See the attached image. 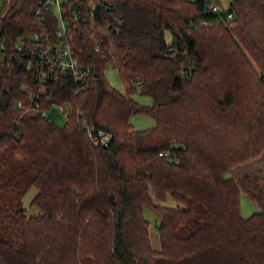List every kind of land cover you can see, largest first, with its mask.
Here are the masks:
<instances>
[{
    "label": "trees",
    "instance_id": "1",
    "mask_svg": "<svg viewBox=\"0 0 264 264\" xmlns=\"http://www.w3.org/2000/svg\"><path fill=\"white\" fill-rule=\"evenodd\" d=\"M39 4L0 5V264H264V169L237 171L264 155V0H76L78 76L47 80L16 47L61 42ZM55 105L71 109L63 126L47 117ZM135 114L155 126L135 129ZM241 190L259 206L247 218Z\"/></svg>",
    "mask_w": 264,
    "mask_h": 264
},
{
    "label": "built area",
    "instance_id": "2",
    "mask_svg": "<svg viewBox=\"0 0 264 264\" xmlns=\"http://www.w3.org/2000/svg\"><path fill=\"white\" fill-rule=\"evenodd\" d=\"M39 6L40 8L35 12L37 16L46 12L54 15L58 19L56 33L61 42L54 44V42L49 43L44 41L42 43L41 35L35 34L33 43L28 46L25 43V39L17 43L16 47L18 51H23L26 46L30 53L35 54V58H30L27 62L28 70H37V74H40L43 80H47L49 76L54 74L55 69L63 72H73L75 76H78L77 69L79 62L74 55V51L67 37L69 32V17L71 15L75 16L76 19L79 17L76 0H40ZM212 9L216 10L217 8L213 6ZM230 18H232V15H229ZM6 45V42L0 37V59L6 53ZM25 92L29 95V99L33 103L34 95L32 89L27 87L25 88ZM36 102L34 104L38 106L39 102ZM18 106L24 107L23 102H18ZM42 115H47V111L43 110ZM90 135L94 141H100L104 145H107L111 139V134L104 130H100L96 137L92 133Z\"/></svg>",
    "mask_w": 264,
    "mask_h": 264
},
{
    "label": "rangeland",
    "instance_id": "3",
    "mask_svg": "<svg viewBox=\"0 0 264 264\" xmlns=\"http://www.w3.org/2000/svg\"><path fill=\"white\" fill-rule=\"evenodd\" d=\"M2 0H0L1 5ZM219 10L228 9L230 7L231 0H219ZM107 77L109 81L112 83L114 87L119 90H124L123 82L119 76V73L116 69L110 68L107 71ZM134 99L142 105H152L153 99L149 95L142 93L140 87L137 88V91L133 95ZM71 109L68 105L58 106L55 105L48 112V119L52 122H55L59 126H63L67 121V116L70 114ZM131 123L134 125L135 129L143 130L150 129L155 126V119L150 115L145 114H135L131 118ZM264 169V155L257 159L256 161L249 164L244 169H239L238 174L241 175L245 170V172L255 173L260 172L263 174ZM38 193V188L36 186H32L26 195L23 198L24 207L28 210V213H35V209L31 207V202ZM165 205L170 207H175L177 202L171 196H168L165 200ZM259 210V206L256 202H254L248 193L244 190L240 192V213L244 218L250 217L252 214ZM144 215L146 219L150 222V235L151 241L155 248L160 247L159 233H158V224L160 223V218L154 213V211L150 208H146L144 210Z\"/></svg>",
    "mask_w": 264,
    "mask_h": 264
},
{
    "label": "water",
    "instance_id": "4",
    "mask_svg": "<svg viewBox=\"0 0 264 264\" xmlns=\"http://www.w3.org/2000/svg\"><path fill=\"white\" fill-rule=\"evenodd\" d=\"M262 78H264V74H262Z\"/></svg>",
    "mask_w": 264,
    "mask_h": 264
}]
</instances>
